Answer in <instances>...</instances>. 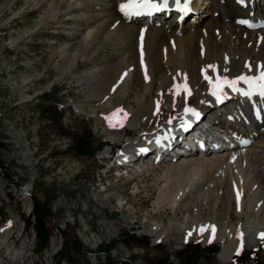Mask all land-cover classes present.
Wrapping results in <instances>:
<instances>
[{"label":"bare ground","instance_id":"obj_1","mask_svg":"<svg viewBox=\"0 0 264 264\" xmlns=\"http://www.w3.org/2000/svg\"><path fill=\"white\" fill-rule=\"evenodd\" d=\"M125 1L23 0L32 12L38 13V17L33 28L14 39L13 48L24 46L35 33H42L48 24L56 22L57 29L66 31L67 41L59 48L60 59L55 68L70 75V83L76 82L85 92V104L74 107L77 113L95 119L97 133L115 143L112 132L122 129L118 125L122 121H126L129 128H142L154 120L159 122L161 129L158 132H147L124 142L118 159L111 166L116 170L121 160L128 170L148 163L154 165L148 156L153 151L152 143L159 140L167 120H180L179 114L185 106L200 110L205 119V132L200 128L197 138L211 137L220 142L222 129L246 136L255 133L247 148H224L214 153L195 151L187 156L180 153L193 138L183 139L174 143L173 148L178 153L162 157L157 163L169 167L165 170L166 183L155 207L160 210L168 204L172 212L186 211L187 215L183 221L171 218L167 224L155 221L151 215L146 221V233L154 237L155 243L190 240L204 246L219 243V260L229 264L244 248L264 243L261 237L264 234V121L258 125L246 103L237 98L231 97L227 105L215 107L207 95L209 86L202 80L200 72L207 70L211 81L258 77L264 72V27L248 30L237 22L250 14L264 21V1L250 2L247 8L241 9L234 0H193V14L180 24L174 18L151 24L122 18L119 5ZM5 8L13 13L12 5ZM63 26L69 27L64 29ZM142 34H145V46L137 41ZM160 43L176 48V53L171 55L173 58L155 70L152 66L143 68L138 48L142 46L146 50L149 65L158 58ZM101 53H107V56L99 58ZM80 61L92 68L82 75H75L72 68H77ZM25 63L28 65L29 61ZM162 70L164 73L156 79L155 75ZM40 79L41 75H37L36 80ZM136 80L143 82V89L135 84ZM61 81L62 78L56 80L57 83ZM185 85L188 87L186 93L183 92ZM121 86H127L134 98L113 96ZM158 93L163 95L161 99L156 98ZM193 99H196L194 104ZM71 103L75 104L74 101ZM95 103L106 110H96ZM258 106L264 111V102ZM166 110L173 118L162 120ZM108 114L112 118L106 123ZM155 151H161V148ZM111 152L106 150L103 158ZM173 178L180 180L174 190L169 184ZM186 197L191 200L183 203ZM105 199L109 202L115 199L121 208L126 205L122 193L108 192ZM197 204L209 207L210 215L204 216ZM189 209H193L192 214L188 213ZM127 211L136 215L134 207ZM218 212L224 216L220 221ZM232 214L235 219L231 218ZM202 226H206V230L201 233ZM211 226H215L214 233Z\"/></svg>","mask_w":264,"mask_h":264},{"label":"rangeland","instance_id":"obj_2","mask_svg":"<svg viewBox=\"0 0 264 264\" xmlns=\"http://www.w3.org/2000/svg\"><path fill=\"white\" fill-rule=\"evenodd\" d=\"M7 5L13 6V13L6 11ZM37 17L38 13L32 12L23 0H0L1 212L13 219L21 214L22 205L32 204L37 212L46 209L48 218L55 225L66 227L60 256L70 264H123L130 258L135 264H145L147 260L163 263L164 258L170 264H181L177 255L188 247L203 251L199 264H223L218 257L219 243L206 246L193 240L155 243L154 237L146 233V221L151 215L155 221L164 224L171 218L183 221L187 215L186 211L172 212L168 204L164 210L155 207L166 183L169 166L148 163L133 169L127 176H119L120 172L111 166L126 140L158 132L159 122L154 120L142 128H129L126 121H122V125L118 124L122 129L112 132L115 143L97 133L95 119L77 113L74 107L85 104V92L76 82L70 83V75L55 68L60 59L59 48L67 41L66 31L57 29L54 22L46 26L45 32L35 33L24 46L13 48L14 39L26 29L33 28ZM66 27L69 26H63ZM137 41L145 46V34L139 35ZM138 53L141 66H152L155 70L173 58L171 55L176 53V48L160 43L158 58L149 65L147 52L142 46ZM105 56L107 53H101L99 58ZM90 68L92 65L80 61L72 71L75 75H82ZM161 72L164 73L163 70L158 72L156 79ZM37 75H41L38 81ZM58 78H62L60 83L56 82ZM135 84L143 89L140 80ZM122 87L113 96L129 95L133 99L134 95L127 86ZM155 96L161 99L163 95L158 93ZM191 102L194 104L196 99ZM94 105L100 112L105 109L99 103ZM48 107L61 110L59 127L48 118ZM169 117L173 118L169 111H163L161 119ZM111 118L108 114L106 123ZM73 137L82 140L80 148L71 150ZM113 147H120L116 158L101 161L104 152L113 151ZM179 183L180 180L173 178L169 184L174 190ZM22 188L24 194H31L30 199H22L18 193ZM105 189L110 193H122L126 199L125 207H119L115 199L107 201ZM189 200L190 197H186L183 203ZM129 207L135 208V217L127 211ZM155 208L157 212L153 213ZM197 208L204 216L211 213L209 207L202 204H197ZM188 213L192 214L193 209ZM223 217L218 212L217 219L220 221ZM231 218L236 216L232 214ZM128 236L139 242L128 241L127 245ZM246 248L229 264H264L263 242ZM51 262L60 264L53 261L49 247L38 250V241L29 238L28 231L19 232V236L10 235L9 231H3L0 220V264Z\"/></svg>","mask_w":264,"mask_h":264},{"label":"snow or ice","instance_id":"obj_3","mask_svg":"<svg viewBox=\"0 0 264 264\" xmlns=\"http://www.w3.org/2000/svg\"><path fill=\"white\" fill-rule=\"evenodd\" d=\"M238 3L243 4L244 0H237ZM177 4L179 5V0H177ZM164 7H167V0H164ZM161 9V6L159 4L153 3L152 0H127L126 3H121L119 5V11L125 16V17H131V16H140L145 13L151 14L152 11H159ZM181 11L187 12L188 11V4L185 3L183 7L181 8ZM240 24H246L249 27H253L248 21L246 20H239L237 21ZM209 68H214V66L209 65ZM126 75V73H125ZM147 78V77H146ZM205 79L209 80V83H212V81L207 76V70H205ZM243 81L245 84H248L250 89H253V91L258 92L260 97H264V72H261L259 77H248V76H239L236 79L228 80L225 78L223 81L219 80L217 78V83L214 85V91L213 95H217V92L222 91L223 85H227L228 87L232 88L234 91H242L237 87L238 82ZM259 81V82H257ZM179 88V86H177ZM185 91H187V86H184ZM253 94L252 91L243 92V95L245 96H251ZM217 99H220V96H217ZM186 112L191 111L194 115H198V113H195L194 109H185ZM159 143V141H158ZM141 151H146V149H141ZM239 196V193H238ZM212 231L214 233L215 226H211ZM206 230V226H202L199 231L202 233ZM188 235H191V232H189ZM261 237L264 238V234H261ZM210 242V241H209Z\"/></svg>","mask_w":264,"mask_h":264},{"label":"built area","instance_id":"obj_4","mask_svg":"<svg viewBox=\"0 0 264 264\" xmlns=\"http://www.w3.org/2000/svg\"><path fill=\"white\" fill-rule=\"evenodd\" d=\"M2 161L3 160H0V162ZM18 193L22 196V199L28 200L31 198V194H24L23 188L20 189V192L18 191ZM20 213V215L12 219L8 216L5 217L0 209V220L3 222V231H9L10 235L13 236H19V232L21 231H28L29 238H34L36 241H38V236L35 229L36 214L34 207L32 204L25 206L22 205ZM45 225L49 228L45 247H49L50 253L53 254V261L60 262V264H70L60 256L63 249V231L66 229V227L55 225L54 222L48 218L47 214L45 215Z\"/></svg>","mask_w":264,"mask_h":264},{"label":"trees","instance_id":"obj_5","mask_svg":"<svg viewBox=\"0 0 264 264\" xmlns=\"http://www.w3.org/2000/svg\"><path fill=\"white\" fill-rule=\"evenodd\" d=\"M48 118H52V123L54 122L55 127H59V120L61 116V110H52L51 107L46 109ZM82 138L73 137V145L70 147L71 150L76 149L77 147L80 148V142ZM79 143V145H78ZM36 222H35V229L38 236V250L45 248L47 236H48V228L45 225V215L47 214L46 209H42L40 212H37L36 208ZM127 245L129 244L128 241H133L134 243H138L139 241L133 237L128 236L126 238ZM205 253V252H204ZM214 253V252H212ZM203 251H198L197 248L188 247L187 249L181 251L177 255L178 260L181 264H199V261L202 259ZM109 264V263H108ZM124 264H135L133 259L126 261ZM145 264H170L167 258H164L163 263L158 262L156 260H147Z\"/></svg>","mask_w":264,"mask_h":264}]
</instances>
